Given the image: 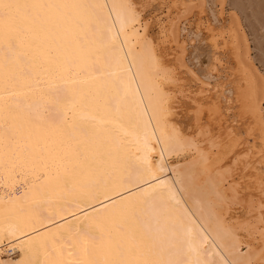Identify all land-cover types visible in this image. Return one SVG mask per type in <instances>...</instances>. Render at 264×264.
Returning a JSON list of instances; mask_svg holds the SVG:
<instances>
[{
  "label": "bare ground",
  "instance_id": "1",
  "mask_svg": "<svg viewBox=\"0 0 264 264\" xmlns=\"http://www.w3.org/2000/svg\"><path fill=\"white\" fill-rule=\"evenodd\" d=\"M156 1L154 42L134 0H0V264H264L257 25Z\"/></svg>",
  "mask_w": 264,
  "mask_h": 264
},
{
  "label": "rangeland",
  "instance_id": "2",
  "mask_svg": "<svg viewBox=\"0 0 264 264\" xmlns=\"http://www.w3.org/2000/svg\"><path fill=\"white\" fill-rule=\"evenodd\" d=\"M134 1L136 2V7L139 10L141 19H143V21H145L146 25H147L144 33L149 35L154 40V42H156L158 40L157 39V34H158L157 33V22L160 20L159 18L161 17V15L164 12L163 7H161L160 3L156 0H134ZM242 1L243 0H240L241 3H242ZM244 1H245V4L244 5L242 4V6H244L245 10L248 8L246 10L248 16L250 17V19L252 21H255V24L257 25V33H258L257 37L259 39V46L255 49L260 48L259 51L261 52L262 56H264V0H244ZM246 1L248 2V4ZM162 9H163V12H162ZM198 37L199 38L195 37V38L186 40L187 57H188V59H191L193 61V63H195L199 67V70L202 73H204V72L206 73V71H208V60H209V59H207L208 58V56H207L208 51L205 50L207 48H206L205 43H203V40L201 42L200 36H198ZM198 39L200 40V42ZM199 52H201L200 53L201 55L199 54ZM203 53L204 54L206 53L205 54L206 56ZM253 53H254V51H253ZM224 65L228 66L229 64L227 62ZM226 68L227 67H225V69ZM177 71H178L177 76L179 75L178 76L179 80L165 79L164 82L166 84V87L167 88L169 87L168 88L169 92H170L169 93V99L171 101V106H172L171 112L173 113L174 116H176L175 118L180 123L181 127L184 130H186L185 129V127H186L185 123L181 119H183V118L185 119L184 115H185L186 110L189 106L188 103L191 102V99H190V97L181 95L182 92H180L181 91L180 86L184 85L185 90H182V91L185 93H189L193 89V87H190V85H191L190 74L184 73L182 71L180 72L179 70H177ZM222 72H223V70L218 71L219 74L217 73V75L219 76L221 74L220 76H223L224 73H222ZM228 84H229V82H228ZM226 87H228L227 84H226ZM213 95H215V94H213ZM224 108L225 107H223V109ZM226 112H228V111H226ZM188 127H190V126H188ZM235 206H239V205H235ZM238 209L239 208L237 207V211L235 210L236 211L235 213H237V215L239 217H241L242 216L241 210L239 209L240 210L239 211ZM16 254H18V253L16 252Z\"/></svg>",
  "mask_w": 264,
  "mask_h": 264
}]
</instances>
